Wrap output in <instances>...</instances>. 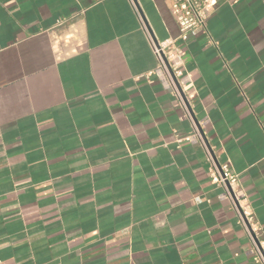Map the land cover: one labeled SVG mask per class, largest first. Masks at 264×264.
Listing matches in <instances>:
<instances>
[{
  "label": "crops",
  "instance_id": "crops-1",
  "mask_svg": "<svg viewBox=\"0 0 264 264\" xmlns=\"http://www.w3.org/2000/svg\"><path fill=\"white\" fill-rule=\"evenodd\" d=\"M214 1L207 33L177 44L190 119L146 78L144 25L179 36L163 0H0V264H254L183 140L205 122L264 241V0Z\"/></svg>",
  "mask_w": 264,
  "mask_h": 264
},
{
  "label": "built area",
  "instance_id": "built-area-1",
  "mask_svg": "<svg viewBox=\"0 0 264 264\" xmlns=\"http://www.w3.org/2000/svg\"><path fill=\"white\" fill-rule=\"evenodd\" d=\"M102 1V0H97ZM170 9V12L177 23L179 36L158 42L152 38L148 29H144L152 51L157 59V67L146 78L152 82L151 77L155 76L170 89L178 99L179 107L183 109L188 117H191V110L185 90L190 83V78L179 68L182 65L184 52L178 48V42L186 43L190 37L199 34H206L208 22L214 12L216 2L214 0H163ZM193 121V120H192ZM205 122H193V135L183 139L187 142L200 144L205 150L208 160L211 163L212 182L224 189L222 198L229 201L236 211L240 223L246 228L253 241V249L250 254L254 264H264V241L258 238L260 227L254 222L253 215L249 209L245 195L240 191L238 178L233 173L229 163H219L213 150L205 139L201 126ZM182 141V140H180Z\"/></svg>",
  "mask_w": 264,
  "mask_h": 264
}]
</instances>
